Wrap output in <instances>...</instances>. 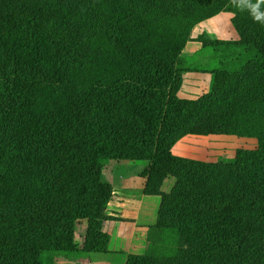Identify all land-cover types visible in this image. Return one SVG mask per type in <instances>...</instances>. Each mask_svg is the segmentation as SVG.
<instances>
[{
    "label": "trees",
    "instance_id": "16d2710c",
    "mask_svg": "<svg viewBox=\"0 0 264 264\" xmlns=\"http://www.w3.org/2000/svg\"><path fill=\"white\" fill-rule=\"evenodd\" d=\"M220 3L238 39L197 36L223 60L201 68L206 92L180 97L182 48ZM256 11L264 0H0V264H74L54 255L110 252L103 225L113 190L102 175L110 159L144 162L143 194L159 198L143 253H125L124 264H264ZM144 79L167 92L156 122L132 118ZM208 135L256 146L229 162L172 152L185 136ZM18 154L31 158L28 180L15 178Z\"/></svg>",
    "mask_w": 264,
    "mask_h": 264
},
{
    "label": "rangeland",
    "instance_id": "374dc122",
    "mask_svg": "<svg viewBox=\"0 0 264 264\" xmlns=\"http://www.w3.org/2000/svg\"><path fill=\"white\" fill-rule=\"evenodd\" d=\"M198 2V7H199ZM200 6H204L200 5ZM222 4H217V11L203 16L197 20L185 42L178 64L183 68L181 72L180 89L177 94L183 98L194 99L207 91L209 86V74L201 68L214 63L221 62L223 56L220 51H215L213 47L202 48L197 36H203L208 41L214 40H235L238 34L234 30L231 18L228 12L222 8ZM167 98V92L159 90L153 80H142L140 88L135 93V100L132 110V118L143 121L156 122L162 117L164 105ZM256 146V140L247 137H237L233 135H208V136H185L180 139L172 148L174 154L205 161H232L237 149H253ZM30 156L28 154H18L15 165V178L18 180L29 179ZM116 160H107L105 165L107 173L111 170ZM141 168L144 162H138ZM135 198V197H134ZM159 198H157L158 200ZM123 203H128L127 201ZM130 207V208H129ZM110 208V207H109ZM127 211L131 216L135 211L128 205ZM113 212L112 210H108ZM119 215V213H115ZM128 215V216H130ZM154 215V214H153ZM149 216V220L153 218ZM155 218V216H154ZM154 221V220H153ZM85 223L78 224L75 230V238L81 243L84 233ZM120 246L116 240H111L110 247ZM54 259L58 262H69L74 264H107L109 259H103L96 254L89 255H69L55 254Z\"/></svg>",
    "mask_w": 264,
    "mask_h": 264
},
{
    "label": "crops",
    "instance_id": "0c3cea01",
    "mask_svg": "<svg viewBox=\"0 0 264 264\" xmlns=\"http://www.w3.org/2000/svg\"><path fill=\"white\" fill-rule=\"evenodd\" d=\"M228 17L231 18L232 14L228 13ZM120 161L114 162L108 173L106 170L110 165L106 167L104 164L102 170L104 179L113 190L106 211L109 219L104 223L103 230L109 234L110 242L113 238L120 245L115 248L110 247L109 243L110 252L94 253L103 259H109L107 264H124L125 253H143L146 229L154 220L159 201L157 196L143 194L145 178L141 176L140 172L144 166L141 168L137 161ZM123 201L128 203L125 204ZM128 205L135 211L134 216H131V212L127 211ZM109 209L113 212L108 211ZM115 213H119V215ZM150 215H153L151 220H149Z\"/></svg>",
    "mask_w": 264,
    "mask_h": 264
},
{
    "label": "clouds",
    "instance_id": "9594fccd",
    "mask_svg": "<svg viewBox=\"0 0 264 264\" xmlns=\"http://www.w3.org/2000/svg\"><path fill=\"white\" fill-rule=\"evenodd\" d=\"M258 8V4L254 6V10ZM255 19L258 21H264V12L256 11Z\"/></svg>",
    "mask_w": 264,
    "mask_h": 264
}]
</instances>
